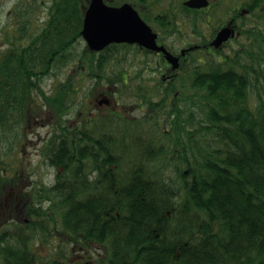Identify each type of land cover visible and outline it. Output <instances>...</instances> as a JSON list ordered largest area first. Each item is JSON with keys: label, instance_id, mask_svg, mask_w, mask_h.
<instances>
[{"label": "trees", "instance_id": "16d2710c", "mask_svg": "<svg viewBox=\"0 0 264 264\" xmlns=\"http://www.w3.org/2000/svg\"><path fill=\"white\" fill-rule=\"evenodd\" d=\"M44 1L47 19L30 32L34 9ZM88 3L16 1L9 12L15 16V35L6 32L8 48L0 57V124L11 112L21 121L38 97L57 116L69 113L76 103L73 74L57 80L50 95L41 84L68 64L77 72L87 70L95 83L128 92L145 112L142 118L126 117L116 134L120 123L112 118L118 114L109 113L115 128H104L108 135L93 160L119 164L98 169L97 176L75 158L70 132H53L42 155L51 166H63L64 173H58V184L43 190L44 199L51 198L49 209L41 202L32 211L31 240L36 230L52 234L47 222L55 224L59 215L62 234H71L74 226L86 239L93 221V236L107 235L101 251L108 264H264V100L251 104L249 99L264 71V0H239L254 25L247 26L239 12L245 43L231 55L223 53V62L210 60L208 67L187 75L197 95H187L186 87L158 84L123 88L122 45L111 44L98 54L78 45ZM245 59L254 65L245 66ZM109 64L117 71L107 73ZM154 135L165 137L158 141ZM77 153L93 157L83 149ZM131 154L138 161L124 158ZM156 159L174 165L178 187L160 172L164 167L152 165ZM41 256L32 251L29 264H58L55 255L47 263ZM99 262L104 264V257Z\"/></svg>", "mask_w": 264, "mask_h": 264}, {"label": "flooded vegetation", "instance_id": "af4514ba", "mask_svg": "<svg viewBox=\"0 0 264 264\" xmlns=\"http://www.w3.org/2000/svg\"><path fill=\"white\" fill-rule=\"evenodd\" d=\"M185 1L172 0L171 4L168 3L169 8L157 14L148 9L147 1L135 0L132 4L130 3L156 34V44L161 49L153 51L137 43H123L126 48H130L126 49L129 53L139 54L141 58L135 60L127 58L126 55L121 57L120 69L124 78L122 87L153 88L156 84L162 87H186L188 75H184L186 72L202 70L208 67L210 60L221 63L222 53H226V47L230 42L234 38L242 37L239 31L240 3L238 0H208L207 5L202 8H190L184 4ZM126 2L128 1L123 0L121 4ZM222 15H224L223 21L220 20ZM213 19L217 20V26L211 28L207 36L204 26L213 23ZM223 27L233 29L236 36L216 48L211 42ZM6 46L7 43L0 45V57L2 51L8 48ZM167 53L176 57L175 67H173L174 62L170 61L171 58L167 57ZM192 61L195 63L190 68ZM128 63L131 66L136 64L137 67L132 69L127 66ZM181 78L183 82L180 81ZM102 88L103 90L95 92L90 99H87L88 108L91 110L86 113L81 111L84 115L78 112L71 121L72 137L77 144L75 158H82L79 164L92 169V173H96V176L98 169H103L104 172L119 164L100 160V158L98 161L93 160L101 152L100 142L108 135V131L105 132L104 128L109 125V113L113 111L122 117L127 115L119 112V101L110 97L112 87L102 86ZM100 107L104 111H97ZM30 115L29 108L19 121L20 116L17 115L19 118L16 119V114L11 112L7 117V123L0 124V264H29L32 251L42 255V258L48 257L45 263L55 255L58 264H100L99 260L103 257L104 264H108L106 253L101 251L102 248L107 247V235L103 236V239L93 236L91 231L94 228L93 221L88 228L89 235L86 239L83 234L77 233L78 229L74 226L72 227L74 232L71 231L72 233L67 234L68 236L62 234L61 218L59 215H54L55 224H51L48 220L47 224L50 225L46 227L54 233L43 234L36 230L34 239L31 240L30 225L36 221L32 211L39 206V196L45 195L43 193L45 188L41 185H33L31 182L29 161L24 158L17 162L2 159L6 153L9 159V154L15 151L14 146L20 137V132L23 135L25 128L30 127ZM2 139H6V145L2 144ZM24 144L26 142L23 139L22 145ZM79 149L93 152V157H80L77 153ZM61 168L64 167L61 166ZM58 173L60 171L56 168L53 183H59ZM32 175H34L33 171ZM94 179H96L94 176H90L88 180ZM53 183H50L52 185L49 188L53 186ZM46 196L44 202L48 203L46 208L49 209L51 198ZM42 198L44 196H41ZM106 214L109 212L106 211ZM103 228L105 230V226ZM80 238L81 241H79Z\"/></svg>", "mask_w": 264, "mask_h": 264}, {"label": "rangeland", "instance_id": "374dc122", "mask_svg": "<svg viewBox=\"0 0 264 264\" xmlns=\"http://www.w3.org/2000/svg\"><path fill=\"white\" fill-rule=\"evenodd\" d=\"M16 1L17 0H0V45L6 43V36H7L6 32H8L10 37L15 35V29H16L15 20H14L15 16L11 17L9 15V12L12 9V7L16 4ZM121 1H123V0H120V3H121ZM46 2L47 1H44L45 4H42V5H40L34 9V12L32 14V18H31V22H30V32L35 31L37 29H40L43 26V24L45 23V21L47 19ZM171 2H172V0H147V3H148L147 7H149L148 9L153 11L154 14H157V13H161V11H164L163 9H165V8H169L168 3L171 4ZM25 3H28V2L25 1ZM116 3H119V0H113L112 4H116ZM87 7H88V5H87ZM243 10H246V9L241 7V9L239 11L242 12ZM245 18L247 19V22H248L247 26H249L250 23L252 24V21L254 22V17L252 15H250L249 13L245 14ZM223 19H224V15H222L220 17L221 21H223ZM252 25H254V24H252ZM216 26H217V20H214L213 23L211 22V23H208L206 26H204L205 27L204 32L206 33V35L208 36L211 28H215ZM234 35H236L235 31H234ZM19 42L24 43L25 41L21 40ZM15 43H18V42H15ZM124 43L128 44V42H124ZM244 43H245L244 37L234 38L230 42V44L226 47V53L231 55L232 51L239 48L241 46V44H244ZM78 45L83 47V46H85V42L83 40H81ZM146 48H148V47H146ZM126 49H130V48L125 47V49H124V47H122L119 49L120 56L126 55L127 58H132L135 60H138L141 58V56L139 54L137 55L134 52L129 53L128 52L129 50H126ZM149 49H151L153 51L157 50V49H153V48H149ZM167 57L171 58L170 59L171 62L177 60L176 57L170 55L169 53H167ZM208 58H210V57H208ZM191 63L192 64L189 66L190 68L192 67V65L195 62L192 61ZM243 63H244V65L246 64L245 66H250L251 64L254 65V63L249 62L248 59H245ZM127 66L131 67L132 69L137 67L136 64L131 66L129 63L127 64ZM262 68L264 69V66H262ZM134 70H136V69H134ZM116 71H117L116 66L110 65L106 72L107 73H113ZM149 73L151 74L150 71H149ZM193 73H194V71L193 72H186L184 75L186 76L187 74H193ZM69 74L70 75L73 74V76H74V79L72 81L73 82L72 83V89H73V96H74V99L76 102L75 105L73 106V108L71 109V111L67 114H63L62 117L57 116L53 111L49 110L48 107H46L47 108L46 109L44 104H43V98L38 97L36 102L33 103L31 108H30V112H31V115H30L31 119L29 122L30 127L25 128L26 131L23 135H21L22 132H20V137L18 138V140L16 141L15 146H14L15 151L11 152L9 154V159H7L8 156L4 157V160L15 161V162L21 160L22 158L29 161V164L31 166V168H30L31 179H32L31 182H33V185H36V186L41 185L45 189L52 185L50 183L54 182V178L56 175V168L53 167L54 165L51 166L42 155V149L44 147L45 140H47V138L51 137L53 135L54 131L55 132L60 131L61 129L62 130L59 132V134L64 135V134L70 132L71 137H72V131H73V127L71 126L72 119L77 115L78 112L83 111L84 113H86L87 111H90L91 108H88L89 105L87 104L88 103L87 99H90L95 92L103 90L101 83H95L90 79L87 70L77 72L75 70V68H73V64H68V65H65L64 67H61L60 69L55 70L54 74L46 77L42 81L41 84H42L44 91H46V94L50 95L51 91L53 89V86L56 84V81L57 80H63L64 81ZM251 77L253 80L254 77L253 76H251ZM182 78L180 79L181 82H183ZM192 82H194V81H191V80L186 78V88H188L187 89L188 91L186 92L187 95H189L191 92H194V94L197 95V92L193 90L194 89L193 87H195L197 85H195L196 83H192ZM106 88H107V85H106ZM116 90L117 89L110 88V91H111L110 97L111 98L113 97V99L115 101H119V104H120V107L118 109L119 112L127 114L126 115V116H128L127 120L128 119L132 120V119L142 118L144 115V112H145V108L144 107L140 108V105H137L140 103V101L136 100L134 97H131L129 95V93L124 91V90L117 91V92H116ZM195 97L197 98L198 96H195ZM170 98H172V95L170 96ZM249 99H250L251 104L252 103L256 104L258 102V99L264 100V71H263V73H261L259 75L258 83H257L255 89L253 90V92L251 94H249ZM77 104H79V105L77 106ZM42 106H44V107H42ZM97 111H104V109H102V107H100L99 109H97ZM83 112H81V113L84 115ZM121 118H122V116H120V115L114 116L112 118V120H115L116 123H118V122L120 123V125L116 128V131L113 132L115 134L121 133V131L123 130L124 121H127L124 117H123L124 118L123 120H121ZM109 121H111L110 116H109ZM115 122L112 125H109V127L113 126L115 128V125H116ZM144 124H145L144 125L145 128H147V129L150 128L149 127L150 123L145 122ZM109 129L111 130V128H109ZM112 130L114 131V129H112ZM154 136L157 137L155 139H158V141L162 140V138L165 137V136H157V135H154ZM83 138H86V136H83ZM101 138H103V137H101ZM23 139H24V142H26V144H24V145H22ZM72 139H73V137H72ZM103 139L104 140H102L100 143H103V141H105V138H103ZM129 142H131V143L133 142L132 137L129 138ZM2 144L6 145V140H3ZM124 158L125 159L131 158V160H137L138 161L137 157L132 156V154L126 155ZM152 165L155 167L158 166L160 168L164 167V170H160V172H162V173H164V175H167V176L172 178L171 180L169 179V181L174 182V184H175V185L173 184L174 187L179 186V182L177 180L176 173L174 170L175 167L172 163H168L165 161V164H164V162H163V164H161L160 159H156L155 161H153ZM32 171H33L34 175H32ZM58 171H60V173H64V168L62 169L60 166V167H58ZM158 172H159V169H158ZM41 196H44V195H41ZM41 202H42V206H44V208H46L48 203L43 202V200L40 199V201L38 202L39 205ZM52 233H54V232H52ZM40 237H43V236H40Z\"/></svg>", "mask_w": 264, "mask_h": 264}, {"label": "water", "instance_id": "95a60500", "mask_svg": "<svg viewBox=\"0 0 264 264\" xmlns=\"http://www.w3.org/2000/svg\"><path fill=\"white\" fill-rule=\"evenodd\" d=\"M89 1L81 34L91 50H102L112 42L139 43L148 48L161 49L156 45V35L130 4L115 7L107 5L105 0ZM185 5L200 8L207 5V0H188ZM231 35L233 36L234 32L230 27L222 28L212 45L218 47Z\"/></svg>", "mask_w": 264, "mask_h": 264}, {"label": "bare ground", "instance_id": "6f19581e", "mask_svg": "<svg viewBox=\"0 0 264 264\" xmlns=\"http://www.w3.org/2000/svg\"><path fill=\"white\" fill-rule=\"evenodd\" d=\"M46 93V91H44Z\"/></svg>", "mask_w": 264, "mask_h": 264}]
</instances>
